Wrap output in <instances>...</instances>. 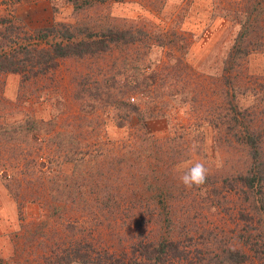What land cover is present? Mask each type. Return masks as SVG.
<instances>
[{"label":"rangeland","instance_id":"374dc122","mask_svg":"<svg viewBox=\"0 0 264 264\" xmlns=\"http://www.w3.org/2000/svg\"><path fill=\"white\" fill-rule=\"evenodd\" d=\"M259 1L0 0L1 46L24 42L29 33L52 25L79 27L82 36L109 27L122 28L136 37L101 54L63 59L55 70L39 77L28 79L9 71L0 74L1 254L12 250L8 234L21 223L17 196L11 190L17 187L15 178L22 177L20 171L26 173L22 184L33 183L29 186L37 187V192L48 186L51 196L56 189L74 191L78 187L95 201L107 195H99L97 188L90 191L87 172L98 173V163L106 165L111 160L116 162L111 184L100 179V184H95L120 188L116 198L122 194L121 199L132 202L119 210L103 203L96 207L108 215L117 210L120 224L129 219V205L156 200L170 203L177 212L175 234L195 235L188 246L196 263L207 248L201 235L216 253L225 246L226 235L227 243L232 237L238 241L241 209L247 199L237 190L241 182L236 176L251 164V158L240 143L230 141L231 130H218L216 123L225 118L216 114L224 104L221 92L228 86L211 82L210 76L219 81L224 62L242 57L234 47L238 39L256 36L240 33L249 25L243 14ZM255 13L253 10L252 17ZM164 37L167 41L161 45ZM1 46L0 53L4 51ZM245 64L246 72L240 78L254 91L240 90L238 102L243 107L255 105L254 117L262 120L263 127L264 107L260 108L256 96L264 93V51H253ZM128 103L133 109H128ZM186 125L192 126V131L176 138L174 133ZM153 136L164 143V149L153 150ZM67 151L73 157L71 162L61 159ZM171 153L180 161L170 157ZM156 159L162 162L161 171L166 165L165 171L170 169L158 195H154L149 179L147 184L131 182L128 173L136 161L153 163ZM197 162L204 163L210 174L203 186L186 188L180 176ZM33 196L27 194L22 201ZM23 210L26 217L36 219L42 212L37 202L26 203ZM135 213L130 214L134 217Z\"/></svg>","mask_w":264,"mask_h":264},{"label":"trees","instance_id":"16d2710c","mask_svg":"<svg viewBox=\"0 0 264 264\" xmlns=\"http://www.w3.org/2000/svg\"><path fill=\"white\" fill-rule=\"evenodd\" d=\"M253 10H256V13L252 17ZM243 15L245 24L248 22L249 25L244 31L242 29L240 34L246 31V35L255 34L256 36L238 39L234 47H237L236 51L242 57L229 58L224 62V72L219 81L218 77L210 76L211 82H220L224 84V87L228 86L221 92L224 104L221 105L220 112L216 114H222L225 120L216 123L217 128L220 133L231 130L230 141L240 143L251 158V164L236 176L241 182L237 190L247 199L241 209L240 217L243 224L239 231L240 235H237L239 240L235 241V237H232L227 243L226 235L225 246L222 247L221 253H216V249L209 247V244L205 242L206 238L201 235L200 238L204 241L202 243L206 244L207 248L203 250V255L196 263V255L194 256V252L188 246L192 244L190 241L195 235L188 234V237L186 234L183 237L175 234L174 228L177 224L174 221L177 218V212L172 210L170 203L168 205L157 202L155 199V203L134 202L139 209L129 205V219L120 224L115 217L117 210L123 204H129L132 201L121 199L122 194L116 198V193H121L120 188L96 185L104 180L105 183L109 184L110 181L111 184V172L116 170L114 167L116 162L111 160L110 163L102 165L100 161L95 167L98 173L87 172L89 178L86 179L88 188L92 189L90 191L98 189L99 195H107L95 201L93 198L88 199L86 191H78V187L74 191L56 189V193L53 192L50 196V193H47L48 186H38L40 191L37 192V187L29 186L33 183L22 184L26 183L23 181L26 173L20 171L22 177L15 178L17 187L11 190L12 194L17 196L21 223L19 228H15L8 234L12 242V250L7 255L0 252V264H264V126L261 125V119L254 117L256 106H241L237 94L240 90L254 91L240 77H243L246 72L247 57L253 51H264L263 0ZM81 31L79 27L71 25H52L29 33L24 42L14 43L12 46L0 45L4 49L0 53V74L9 71L21 73L28 79L39 77L55 70L63 59L101 54L110 50L113 45L128 44L136 38L130 30L122 28L109 27L101 32L81 33L84 34L83 36L79 34ZM166 41L164 37L160 44L165 45ZM253 93L256 94V92ZM256 99L260 100L259 106L263 108L264 93L260 98L256 96ZM130 106L133 109V106L128 103V109ZM211 112L215 116L214 108ZM183 131H176L175 137L184 138L192 131V126L186 125ZM145 134L147 135V132ZM152 143L153 150L164 149V143H160L155 136L152 138ZM56 145L59 146V143ZM119 147L123 149L122 144ZM128 147L129 144L125 148ZM109 149L113 150L112 152L115 151V147ZM97 151H101L99 146ZM100 154L103 157V154ZM109 157L113 158L112 155ZM170 157L178 158L177 160L180 161V157L173 153ZM61 159L71 162L73 157L67 151ZM61 164L64 165L62 162ZM160 164L162 162L157 159L153 163H146L144 160L139 163L136 161L128 170L130 181L147 184L149 179L154 195H158L157 189L164 177L166 178V173L170 172V169L165 171L167 165L164 171H161ZM148 169L151 170V174L147 171ZM95 176L97 181L93 182ZM124 178H126L125 174ZM99 179L100 182H98ZM114 189H116L115 192ZM124 192H122L123 196L127 198ZM27 194L34 196L30 201H22ZM28 202L40 204L42 212L38 215V219L35 216L24 215L23 208ZM99 203L107 207L116 206L117 210L108 215L107 211L97 209L96 205ZM133 211L136 212L134 217L130 214ZM135 218L137 225L132 226ZM130 219L132 222L128 223ZM85 223L90 230H87ZM103 233H106L107 237Z\"/></svg>","mask_w":264,"mask_h":264},{"label":"clouds","instance_id":"9594fccd","mask_svg":"<svg viewBox=\"0 0 264 264\" xmlns=\"http://www.w3.org/2000/svg\"><path fill=\"white\" fill-rule=\"evenodd\" d=\"M195 145L193 150H195ZM210 174V169L204 163H194L190 168L183 172L180 180L186 188L203 186Z\"/></svg>","mask_w":264,"mask_h":264}]
</instances>
